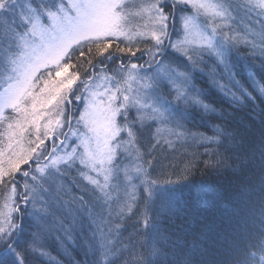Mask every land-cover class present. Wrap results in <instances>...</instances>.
Returning <instances> with one entry per match:
<instances>
[{
  "label": "snow or ice",
  "instance_id": "1",
  "mask_svg": "<svg viewBox=\"0 0 264 264\" xmlns=\"http://www.w3.org/2000/svg\"><path fill=\"white\" fill-rule=\"evenodd\" d=\"M0 264H264V0H0Z\"/></svg>",
  "mask_w": 264,
  "mask_h": 264
},
{
  "label": "trees",
  "instance_id": "2",
  "mask_svg": "<svg viewBox=\"0 0 264 264\" xmlns=\"http://www.w3.org/2000/svg\"><path fill=\"white\" fill-rule=\"evenodd\" d=\"M250 15H254V14H250ZM245 22H247V20ZM237 24H238V26H242V25H239V21H237ZM193 152L203 153L204 149L203 148H199L197 146H191V147L185 146V147L178 148V150L176 152H172L171 150H169L168 152H165V153H162V154L168 157V159L165 161L166 164L170 162V163H172L175 166L182 167V162L186 158H188L185 155V153L191 154ZM201 158H203V157H201ZM197 179L198 180L203 179L206 183H209V184L214 183V180L212 178H208V177H200V176H198ZM55 255H56V251L54 249L53 250V256L55 257Z\"/></svg>",
  "mask_w": 264,
  "mask_h": 264
}]
</instances>
